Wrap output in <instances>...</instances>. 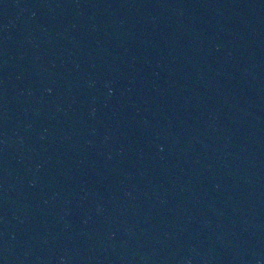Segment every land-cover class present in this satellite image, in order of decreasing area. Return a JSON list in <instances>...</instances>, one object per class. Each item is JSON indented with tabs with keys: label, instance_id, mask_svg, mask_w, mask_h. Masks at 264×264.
Segmentation results:
<instances>
[{
	"label": "water",
	"instance_id": "95a60500",
	"mask_svg": "<svg viewBox=\"0 0 264 264\" xmlns=\"http://www.w3.org/2000/svg\"><path fill=\"white\" fill-rule=\"evenodd\" d=\"M0 264H264V0H0Z\"/></svg>",
	"mask_w": 264,
	"mask_h": 264
}]
</instances>
